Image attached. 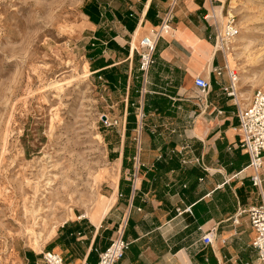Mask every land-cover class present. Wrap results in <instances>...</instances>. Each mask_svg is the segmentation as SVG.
I'll return each mask as SVG.
<instances>
[{"label":"crops","instance_id":"obj_1","mask_svg":"<svg viewBox=\"0 0 264 264\" xmlns=\"http://www.w3.org/2000/svg\"><path fill=\"white\" fill-rule=\"evenodd\" d=\"M227 3L180 1L144 76L139 40L160 24L167 0H83V59L106 105L119 109L118 134L104 130L108 145L117 139L118 146L107 149L116 177L101 197L114 201L74 212L38 251L19 248L22 264H44L45 251L64 264H96L121 229L128 245L116 264H257L246 212L260 203L264 168L259 190L239 145L237 105H244L215 40L214 16L223 23ZM196 77L210 82L203 97ZM127 141L135 150L123 163Z\"/></svg>","mask_w":264,"mask_h":264},{"label":"rangeland","instance_id":"obj_2","mask_svg":"<svg viewBox=\"0 0 264 264\" xmlns=\"http://www.w3.org/2000/svg\"><path fill=\"white\" fill-rule=\"evenodd\" d=\"M82 2L0 0V264H22L19 248L38 251L35 236L87 215L116 177L104 130L118 134L119 109L84 62ZM227 13L238 33L216 45L246 106L264 87V0H228Z\"/></svg>","mask_w":264,"mask_h":264},{"label":"built area","instance_id":"obj_3","mask_svg":"<svg viewBox=\"0 0 264 264\" xmlns=\"http://www.w3.org/2000/svg\"><path fill=\"white\" fill-rule=\"evenodd\" d=\"M180 1L182 0H167V8L160 24L139 40L137 49L139 70L144 76L155 62L154 55L159 39L171 31L174 10ZM225 18L224 26L221 29L219 21L214 17L217 31L215 35L216 42L219 38L223 41L231 39L238 33L234 16L227 13ZM229 74L231 80L235 82L234 72L229 71ZM194 85L201 97L210 89V82L202 77H196ZM233 97L235 96L233 95ZM140 116L142 117V114ZM237 117L240 132L239 145L249 156L248 167L251 169L250 178L252 184L261 190V177L264 168V87H258L254 91L248 105L242 107L237 105ZM102 122L105 126H110L116 124L117 120L114 119L112 122L105 116V120H102ZM260 195V203L249 207L246 214L254 231V238L251 244L257 252V264H264V194L261 192ZM240 212H245V210ZM233 222H237L236 218L233 219ZM212 239L211 231L202 236V241L205 244L211 243ZM127 245L128 243L123 238V229H121L111 239L108 247L99 253V259L96 264H116L123 257ZM42 259L44 264H64L63 258L53 251L43 252Z\"/></svg>","mask_w":264,"mask_h":264},{"label":"bare ground","instance_id":"obj_4","mask_svg":"<svg viewBox=\"0 0 264 264\" xmlns=\"http://www.w3.org/2000/svg\"><path fill=\"white\" fill-rule=\"evenodd\" d=\"M215 17V16H214ZM223 24V23H222ZM226 40H229V39H226ZM218 41H220L221 43L223 42V40H221L220 38L218 39ZM217 41V43H218ZM225 41V40H224ZM216 43V44H217ZM222 45V44H221ZM133 46V45H132ZM235 74V73H234ZM234 80H236V76H234ZM264 194V193H263ZM104 199V201H103ZM114 201V196H110L109 198H103V197H100L99 199V203L101 204L102 202L104 203L103 206H102V210H106L108 209V207L110 206V204ZM56 229V226H54L51 230H50V233L48 234V236H50L53 231ZM47 236V237H48ZM46 239V238H45ZM34 246L38 249H41L42 248V245L43 243L45 242L44 241V238L41 236V235H37L35 236V239H34Z\"/></svg>","mask_w":264,"mask_h":264},{"label":"trees","instance_id":"obj_5","mask_svg":"<svg viewBox=\"0 0 264 264\" xmlns=\"http://www.w3.org/2000/svg\"><path fill=\"white\" fill-rule=\"evenodd\" d=\"M127 120L129 121V124H130V122H132L131 126H128V123H127V131H126V133L128 135V127L131 128V127L135 126V120H136L132 109L129 110V114H128ZM134 150H135V148H134L133 143L128 145V141H127V143L125 145V149H124L123 163L126 162V158H127V154L126 153H128V152L133 153ZM110 158H113V156H110Z\"/></svg>","mask_w":264,"mask_h":264}]
</instances>
